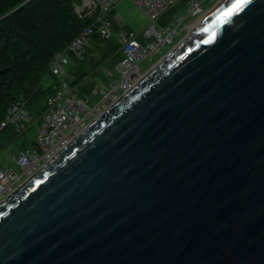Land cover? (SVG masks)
<instances>
[{
	"label": "water",
	"instance_id": "obj_1",
	"mask_svg": "<svg viewBox=\"0 0 264 264\" xmlns=\"http://www.w3.org/2000/svg\"><path fill=\"white\" fill-rule=\"evenodd\" d=\"M0 264H264V0L218 1L3 199Z\"/></svg>",
	"mask_w": 264,
	"mask_h": 264
},
{
	"label": "built area",
	"instance_id": "obj_2",
	"mask_svg": "<svg viewBox=\"0 0 264 264\" xmlns=\"http://www.w3.org/2000/svg\"><path fill=\"white\" fill-rule=\"evenodd\" d=\"M81 1L74 11L79 18L89 21L63 49L53 54L49 69L59 77V84L46 99L40 117L34 119L25 103L16 101L0 120V133L7 126L19 134L34 130L32 141L14 150V166L0 168V202L136 84L220 0H211L206 7L205 0H129L147 18L146 26L138 31L128 27L114 31L110 15L122 0ZM114 35L121 53L114 72L108 74L106 82L94 84L91 94L80 93L79 85H72L73 77L66 72L69 56L82 59L94 36L108 39ZM147 58L155 60L149 63Z\"/></svg>",
	"mask_w": 264,
	"mask_h": 264
},
{
	"label": "trees",
	"instance_id": "obj_3",
	"mask_svg": "<svg viewBox=\"0 0 264 264\" xmlns=\"http://www.w3.org/2000/svg\"><path fill=\"white\" fill-rule=\"evenodd\" d=\"M77 1L80 0H0V120L16 101H25V108L34 119L40 117L46 99L59 84V77L49 69L53 54L63 49L89 21L75 14L73 4ZM113 25L118 30L116 21ZM117 46L113 38L94 36L90 48L100 50L108 68L113 70L121 58ZM91 50L87 48L82 59L69 56L66 72L73 77L71 84L79 85L80 93L91 94L95 84L91 75L102 63L97 57L90 59ZM45 76L51 77L49 82ZM21 135L7 126L0 133V147ZM32 138L23 139L20 146L30 143Z\"/></svg>",
	"mask_w": 264,
	"mask_h": 264
},
{
	"label": "rangeland",
	"instance_id": "obj_4",
	"mask_svg": "<svg viewBox=\"0 0 264 264\" xmlns=\"http://www.w3.org/2000/svg\"><path fill=\"white\" fill-rule=\"evenodd\" d=\"M211 3H212L211 0H205L203 2V4L205 5L204 7H206L207 5H210ZM81 4H82V1L80 0V1L74 2L73 6L76 8V7L81 6ZM17 8H15V9H17ZM115 8L114 9L116 11V14L119 17V22H117L118 29H121L123 27H128V28L133 29L134 31H138V30H141L142 28H144L146 26L147 18L145 17L143 12L138 7H136L132 2H130L129 0L120 1L116 5ZM181 8H182V6H180L178 8V10ZM175 9H177V7ZM110 18L113 21H116L113 13H111ZM85 19H87V18H85ZM113 28H114V25H113ZM114 31H117V30L114 29ZM111 38H113V40H115L117 42V36L116 35L112 36ZM88 49L91 50L90 47ZM117 50L120 51L118 46H117ZM92 57H97L98 60H100L102 63L96 69L95 74L91 75L92 77L90 78V80L95 82V84L96 83L102 84V83L106 82V80H107L104 78V75L108 76V74H111L114 72V69L111 70L110 68H108L109 66L105 63L106 61H104V58H103L100 50H98V49H95L94 51L91 50L90 51V59ZM154 60L155 59L149 60V58H147V61L149 63H153ZM108 78H109V76H108ZM50 79H51L50 76H45L46 82H49ZM35 128H36V126L34 127V129ZM33 135H34V130L32 128H30L24 134H22L16 141L8 143V144L4 145L3 147H0V168L13 167L14 164L12 161V155H11L12 153L11 152L16 148L21 147L20 144H21L23 139H25V138L30 139L33 137Z\"/></svg>",
	"mask_w": 264,
	"mask_h": 264
},
{
	"label": "crops",
	"instance_id": "obj_5",
	"mask_svg": "<svg viewBox=\"0 0 264 264\" xmlns=\"http://www.w3.org/2000/svg\"><path fill=\"white\" fill-rule=\"evenodd\" d=\"M115 9H116V8H115ZM115 9L112 11V13H113L114 16H115V20H116V22H119V17H118V15L116 14Z\"/></svg>",
	"mask_w": 264,
	"mask_h": 264
},
{
	"label": "snow or ice",
	"instance_id": "obj_6",
	"mask_svg": "<svg viewBox=\"0 0 264 264\" xmlns=\"http://www.w3.org/2000/svg\"><path fill=\"white\" fill-rule=\"evenodd\" d=\"M246 2V0H241V3ZM239 5H235L234 7H238Z\"/></svg>",
	"mask_w": 264,
	"mask_h": 264
}]
</instances>
